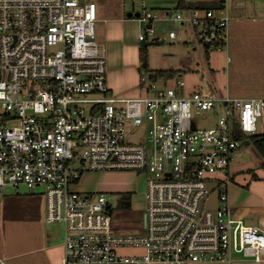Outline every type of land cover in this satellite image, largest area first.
<instances>
[{
    "label": "built area",
    "instance_id": "obj_1",
    "mask_svg": "<svg viewBox=\"0 0 264 264\" xmlns=\"http://www.w3.org/2000/svg\"><path fill=\"white\" fill-rule=\"evenodd\" d=\"M139 19L190 25L209 51L228 45L226 2L165 17L144 8ZM97 20L94 1L0 0V193L43 187L47 222L64 226V264L263 261L264 229L235 215L228 167L243 144L235 126L256 131L264 96L180 94L153 82L149 95H115ZM217 101L224 109L218 122L195 128L194 114ZM128 120L150 123L147 142L126 140ZM87 171L147 175L141 228L116 227L105 192L75 188ZM215 191L213 208L207 203Z\"/></svg>",
    "mask_w": 264,
    "mask_h": 264
},
{
    "label": "crops",
    "instance_id": "obj_2",
    "mask_svg": "<svg viewBox=\"0 0 264 264\" xmlns=\"http://www.w3.org/2000/svg\"><path fill=\"white\" fill-rule=\"evenodd\" d=\"M85 1H94L97 4L96 32L98 39L106 46L108 83L111 92L124 97L142 95L137 69L129 75L112 77L109 72L108 51L118 61L125 63L126 67L132 62L140 67V42L143 39H139L141 33L135 32L133 24L136 23L140 26L142 21L135 15L128 16V12L141 11V8L143 10L146 8L158 11L162 17H165L169 12L176 10L179 5L195 7L202 4L200 2L192 5L191 0ZM224 1L228 6L230 5L231 0ZM128 3L133 5V8L127 7ZM140 5L141 8H139ZM247 11L249 8L245 6L243 9L240 4H236L231 10L227 48L208 50L206 53V49L200 45L202 48L200 52L210 70L217 97L264 96V14H247ZM232 13H239V15L232 16ZM168 21L171 20H158L162 23ZM173 69L192 71L193 67L185 66L184 69ZM184 87L182 88L184 89ZM192 87L197 88L199 85L194 82ZM189 91L192 90L189 89ZM258 129L257 123L255 133ZM261 129L260 133H264V117L261 120ZM247 145H252V143H247ZM259 154L262 160L255 166L232 174L233 181L229 190L235 215L243 218L248 224L264 229V157L260 152ZM114 172L119 173H112L117 176L111 177L112 181L106 182L108 185L120 188L130 185L125 173H121L125 171ZM75 188L79 190L78 185ZM33 195L34 193L19 191L15 194L5 191L0 193V257L4 261L0 264H64V226L47 222L46 201L43 205H39ZM128 251L137 252L140 250L129 249ZM150 264L166 263L154 262ZM186 264H264V260L257 262L253 259L243 258L236 259L231 263L189 262Z\"/></svg>",
    "mask_w": 264,
    "mask_h": 264
},
{
    "label": "rangeland",
    "instance_id": "obj_3",
    "mask_svg": "<svg viewBox=\"0 0 264 264\" xmlns=\"http://www.w3.org/2000/svg\"><path fill=\"white\" fill-rule=\"evenodd\" d=\"M192 5L196 3H207L209 0H191ZM237 2V3H236ZM236 4L249 8L247 14H264V0H232L230 1V9L233 10ZM127 7H132L129 4ZM141 8V5L140 7ZM138 9V7H136ZM143 8H141V11ZM246 12V11H245ZM153 33L150 32L148 22H141L140 26L136 23L133 24V29L137 34L140 32L146 38L147 50L149 54V67L151 71L158 69L181 68L185 66H192L193 70H180L177 75L169 79L162 77L153 81L150 77L151 72L147 71L142 64L140 67L136 63H129L128 67L122 61H118L113 54L108 51L109 72L112 77H121L125 74L129 75L132 71L137 69L140 79L142 95H149L148 85L152 82L157 86H171L174 87L179 93L190 94L196 90L206 94L213 93L217 97L213 85L210 70L205 64V61L200 52L201 44L197 36V30L186 24H181L174 21L158 22L153 21ZM171 30L177 31V38L171 39L169 32ZM192 40V41H191ZM188 42V43H187ZM191 42L195 43L192 44ZM142 44V42H140ZM142 46V45H141ZM186 71V72H184ZM178 80L186 83L184 89L178 86ZM198 83L199 87L194 88L193 83ZM194 88V89H193ZM192 90V91H189ZM224 114V109L220 101H217L216 106L209 110H202L195 113L193 117V124L195 128H209L214 126L219 117ZM263 117L258 118L259 129L257 133L261 132V120ZM150 123L145 120L143 123L134 125L132 121L126 122L125 137L130 142H147L149 135ZM255 133V132H254ZM262 158L259 151L255 146L244 144L234 153L232 162L229 165L228 173L235 174L239 170L255 166ZM108 173V174H106ZM112 173H119L114 171L98 172L87 171L76 185L81 192H105L109 196V201L112 203L113 208V223L118 228L134 229L141 228L143 222L144 208L146 206L145 192L147 189V175L137 173L134 171H125V177L129 180L128 187L120 188L117 186L108 185L106 182L112 181L111 177H116ZM109 175V176H108ZM17 191L22 193H30V188L22 185L19 188L7 186L5 192L15 194ZM131 195L130 206L121 204V197L123 195ZM27 195V194H23ZM33 198L38 201L39 205H43L46 197L43 193V187L37 186ZM62 226V224H56Z\"/></svg>",
    "mask_w": 264,
    "mask_h": 264
},
{
    "label": "trees",
    "instance_id": "obj_4",
    "mask_svg": "<svg viewBox=\"0 0 264 264\" xmlns=\"http://www.w3.org/2000/svg\"><path fill=\"white\" fill-rule=\"evenodd\" d=\"M225 1L224 0H216V1H212L210 3H202V4H198L196 5V7H206V8H213V9H218L219 7H222L224 5ZM185 7H193V6H184V5H179L176 9H182ZM153 22L150 21L148 22V27H152ZM206 53H208V49H206ZM140 60H141V64L142 66L147 70L150 71L152 76L155 78V81L162 77L164 79H169L171 77H174L175 75H177L180 71V69H158V70H154L151 71L152 69H150L149 67V54H148V50H147V44H145L144 46L140 47ZM234 134L235 137L238 140H241L243 142L242 145L247 144V143H252L257 150L262 154V156L264 157V133H245L243 130L240 129V127L238 125L235 126L234 129ZM241 145V146H242ZM131 195L126 194L123 195L121 197V204L125 205V206H130L131 204Z\"/></svg>",
    "mask_w": 264,
    "mask_h": 264
},
{
    "label": "water",
    "instance_id": "obj_5",
    "mask_svg": "<svg viewBox=\"0 0 264 264\" xmlns=\"http://www.w3.org/2000/svg\"><path fill=\"white\" fill-rule=\"evenodd\" d=\"M133 15H135L136 17H139L140 16V11H136V12H132V11H130V12H128V16H133ZM236 16V15H239V13H232V16ZM146 44V41H145V39H143L142 40V46H144ZM150 77H153L152 76V74H150ZM153 81H155V78L153 77V79H152ZM215 186V182H211L210 184H209V187H210V189H212L213 187ZM218 199H219V197H218V192L217 191H215L213 194H212V196H211V198L208 200V203H207V205L209 206V207H216L217 206V204H218Z\"/></svg>",
    "mask_w": 264,
    "mask_h": 264
}]
</instances>
